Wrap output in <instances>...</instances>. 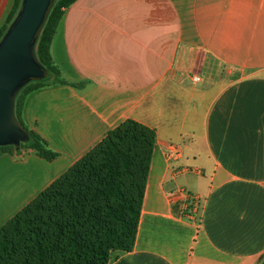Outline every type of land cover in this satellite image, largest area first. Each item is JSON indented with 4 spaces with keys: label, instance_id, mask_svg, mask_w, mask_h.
<instances>
[{
    "label": "crops",
    "instance_id": "0c3cea01",
    "mask_svg": "<svg viewBox=\"0 0 264 264\" xmlns=\"http://www.w3.org/2000/svg\"><path fill=\"white\" fill-rule=\"evenodd\" d=\"M50 52L66 83L26 95L21 119L54 155L0 153V227L132 119L155 142L133 248L107 264H261L264 0H75Z\"/></svg>",
    "mask_w": 264,
    "mask_h": 264
},
{
    "label": "trees",
    "instance_id": "16d2710c",
    "mask_svg": "<svg viewBox=\"0 0 264 264\" xmlns=\"http://www.w3.org/2000/svg\"><path fill=\"white\" fill-rule=\"evenodd\" d=\"M54 0L35 43V56L47 75L26 83L15 98L14 113L28 140L0 146V153L31 148L47 158L54 153L22 122L26 95L52 83H66L55 65L51 42L65 7ZM21 0H13L0 38ZM154 129L125 119L68 170L0 227V264H107L112 250L133 248L140 217Z\"/></svg>",
    "mask_w": 264,
    "mask_h": 264
},
{
    "label": "water",
    "instance_id": "95a60500",
    "mask_svg": "<svg viewBox=\"0 0 264 264\" xmlns=\"http://www.w3.org/2000/svg\"><path fill=\"white\" fill-rule=\"evenodd\" d=\"M53 1L21 0L14 19L0 38V146L18 148L28 140V133L14 113L15 98L26 83L47 75L34 48Z\"/></svg>",
    "mask_w": 264,
    "mask_h": 264
},
{
    "label": "built area",
    "instance_id": "2783aa9c",
    "mask_svg": "<svg viewBox=\"0 0 264 264\" xmlns=\"http://www.w3.org/2000/svg\"><path fill=\"white\" fill-rule=\"evenodd\" d=\"M191 79L193 81L199 80L198 76H192ZM173 149V148H170ZM177 153V152H176ZM171 200L178 199L179 197L182 198L185 201L186 208L188 210V215L190 217H193L198 210L199 207V197H197L195 194L189 193L184 190H176L174 192H171L169 195Z\"/></svg>",
    "mask_w": 264,
    "mask_h": 264
}]
</instances>
